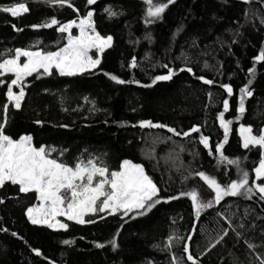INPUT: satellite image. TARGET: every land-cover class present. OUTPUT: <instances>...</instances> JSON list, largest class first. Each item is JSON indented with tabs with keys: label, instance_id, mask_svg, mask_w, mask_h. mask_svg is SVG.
<instances>
[{
	"label": "trees",
	"instance_id": "trees-1",
	"mask_svg": "<svg viewBox=\"0 0 264 264\" xmlns=\"http://www.w3.org/2000/svg\"><path fill=\"white\" fill-rule=\"evenodd\" d=\"M17 3H25L29 11L18 17L0 11V52L5 58L17 48L58 51L68 43L66 33L57 26H32L52 18L78 21L88 11L93 12L96 32L111 36L112 46L101 55L97 69L76 76H60L53 69L52 75L26 77L25 98L19 110L9 105L4 133L14 140L31 136L33 147L54 149L50 158L68 166L88 158L102 161L110 171L119 170L124 160L139 164L157 185L161 203L144 215L97 213L85 218L95 223L63 220L68 229L53 230L27 218L36 194L21 193L18 185L6 182L0 187V264H192L189 253L196 264H260L264 201L258 193L251 199L225 197L199 218L190 198L180 194L196 189L202 202L214 197L195 175L199 171L222 184L240 179L242 171L249 172L250 184L255 178L261 149L243 148L238 128L250 126L253 134L264 129V61L255 60L264 50V0H175L150 24L144 0H97L93 5L71 0L74 8L43 0H0V8ZM105 8L118 15L110 18ZM133 57L135 68L130 67ZM187 68L192 72L182 70ZM168 69L175 73L172 79L152 84ZM105 73L128 83L117 84ZM199 77L214 83L205 84ZM12 78L0 77L5 80L0 105L8 103L7 83ZM223 84L233 87L232 97ZM244 85L253 95L245 99V112L237 119ZM224 99L230 103L225 119L233 123L222 151L228 159H238V166L215 154L216 145L224 142L218 120ZM4 119L0 109V123ZM141 121L179 133L199 126L200 132L184 137L163 128L142 129ZM201 135L209 138L208 149L199 143ZM174 196L179 198L169 199ZM113 239L115 249L109 243ZM96 243L105 247L97 248ZM185 244L189 253L183 251Z\"/></svg>",
	"mask_w": 264,
	"mask_h": 264
},
{
	"label": "snow or ice",
	"instance_id": "snow-or-ice-1",
	"mask_svg": "<svg viewBox=\"0 0 264 264\" xmlns=\"http://www.w3.org/2000/svg\"><path fill=\"white\" fill-rule=\"evenodd\" d=\"M58 7L74 8L71 0H43ZM97 0H86L87 5H93ZM148 5L146 12V23L150 24L158 20L169 5L175 3V0H167L166 3L157 2V0H144ZM248 2V0H244ZM75 10V9H74ZM0 11L10 13L12 17H18L22 13H26L29 9L25 3H17L8 7L0 8ZM111 18L118 15L110 8L104 10ZM57 26L60 33H68V43L58 51H41L14 49L9 50L7 57L0 52V77L11 75L13 78L7 83V101L0 105L5 114L4 122L0 123V187L6 182L19 186V192L36 194L38 204L28 207L26 215L28 220L33 224L47 225L50 229L67 230L69 225L60 222L57 217H66L68 221H74L76 224L83 225L85 223H95V220H85L89 214L106 213L107 215H116L122 213L128 216L129 213L135 212L138 215H144L156 204L161 203L159 189L154 181L146 174L145 169L134 164L129 160H124L119 165V170H112L93 158H88L86 162H77L74 166H68L65 163L58 162L57 159L50 158L51 151L54 149H46L45 147H33L32 137L29 135L21 136L19 140H14L4 133L7 112L9 105L19 110L22 101L25 98V79L34 73L39 78L40 74L52 75L53 69L60 76H76L85 71L97 69L101 64V55L105 49L112 46V37H102L96 32L93 22V12L88 11L86 16L79 20L61 23L56 18L44 22L40 25H33V28H51ZM79 28V36H73L71 29ZM22 30V29H21ZM95 49L96 57L89 55L90 50ZM21 58H24L21 62ZM256 62L264 61V50L255 57ZM130 67H137L136 59L133 57ZM165 67H167L165 65ZM42 70V73H41ZM192 72L191 68L182 69ZM250 74H254V69L248 70ZM109 78L117 84L128 83L119 79L114 75ZM175 73L172 69H168V74L156 76L152 84L158 81H167L172 79ZM205 84H213L212 80L199 77ZM136 83H139L136 81ZM251 83V81H249ZM5 80L0 79V85H4ZM151 87L152 85H143ZM18 88L15 92L13 89ZM228 97L234 95L233 87L229 84L221 85ZM238 99V116H242L245 112V99L251 97L253 93L249 90L248 85H244L239 89ZM230 111V103L228 99L223 100V111L219 113L218 120L220 127L224 131V142L218 143L215 147V154H218L219 160L226 162L228 165H239V160L228 159L224 153V144L227 143L232 120L225 119V113ZM37 123H40L37 121ZM141 128H164L166 125L156 124L151 121H141ZM167 131L174 135H182L189 137L193 133H199V126H193L189 131L183 133L176 132L175 129L168 127ZM239 135L243 142V148L259 147L261 149V159L259 165L254 168L255 178L249 182V172L242 171V175L238 180H230L226 184L218 182L217 178L206 174L203 171L195 173L200 181L214 193V197L207 202H202L196 189L188 192H182L180 196L190 198L195 215L199 218L201 212L205 209L220 205L225 197L244 196L251 199L252 195L259 194V199L264 201V183L258 181L264 180V129L258 134H253L250 126L241 125ZM199 143L204 148H209V138L201 135ZM213 153L209 151V155ZM179 197H170L169 199H178ZM164 202H167L165 200ZM3 203V200H0ZM104 217L101 216L100 219ZM123 218V217H122ZM7 231V229H4ZM227 230L224 235L226 236ZM16 235V233H12ZM224 237H221L222 240ZM173 237H169L171 241ZM188 239H191L189 237ZM220 241L218 240L217 243ZM64 244L73 243L64 240ZM112 247H117L115 239L109 241ZM97 248H103V243H96ZM170 247V245H169ZM248 247L255 246L249 244ZM37 256L41 255L39 250H34ZM183 251L189 253L188 245L185 244ZM260 264H264V258L257 257ZM187 260L192 264H196L193 256L189 253ZM178 264V261H173Z\"/></svg>",
	"mask_w": 264,
	"mask_h": 264
},
{
	"label": "rangeland",
	"instance_id": "rangeland-1",
	"mask_svg": "<svg viewBox=\"0 0 264 264\" xmlns=\"http://www.w3.org/2000/svg\"><path fill=\"white\" fill-rule=\"evenodd\" d=\"M79 22V20L77 21V23ZM74 32H75V35H73L74 34ZM67 35H69L68 33H66ZM71 34L73 35V36H79V34H80V32H79V28H76V27H74L73 29H71ZM89 55H91V56H93L94 58L96 57V55H97V52H96V50L95 49H92V50H90V52H89ZM23 60H24V58H21V62H23ZM86 72V71H85ZM14 89H15V87H14ZM13 89V90H14ZM17 89V91L16 92H18L19 91V89L18 88H16ZM240 128V127H239ZM239 128H238V135H239ZM239 137H240V135H239ZM240 139H241V137H240ZM241 141H242V139H241ZM242 145H243V142H242ZM36 204H38V201L36 200ZM35 204V205H36ZM102 214H104V213H102ZM89 215H92V214H89ZM88 215V216H89ZM87 217V216H86ZM85 217V218H86ZM57 219L60 221V222H62V223H64L63 222V220H67L66 219V217H63V216H61V217H57ZM37 225H42V226H46L47 227V225H43V224H37ZM53 230H61V229H53Z\"/></svg>",
	"mask_w": 264,
	"mask_h": 264
},
{
	"label": "water",
	"instance_id": "water-1",
	"mask_svg": "<svg viewBox=\"0 0 264 264\" xmlns=\"http://www.w3.org/2000/svg\"><path fill=\"white\" fill-rule=\"evenodd\" d=\"M142 129H149V128L146 127V128H142ZM153 129H155V130H159L160 128H153ZM163 130H164L165 132H168V131H167V128H163ZM168 133H170V132H168ZM170 134H173V133H170Z\"/></svg>",
	"mask_w": 264,
	"mask_h": 264
},
{
	"label": "built area",
	"instance_id": "built-area-1",
	"mask_svg": "<svg viewBox=\"0 0 264 264\" xmlns=\"http://www.w3.org/2000/svg\"><path fill=\"white\" fill-rule=\"evenodd\" d=\"M22 14H24V13H22Z\"/></svg>",
	"mask_w": 264,
	"mask_h": 264
}]
</instances>
